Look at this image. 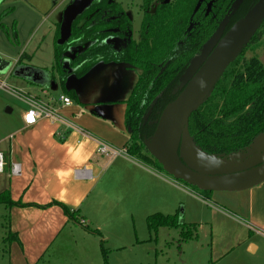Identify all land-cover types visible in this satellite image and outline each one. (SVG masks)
Masks as SVG:
<instances>
[{
	"label": "crops",
	"instance_id": "1",
	"mask_svg": "<svg viewBox=\"0 0 264 264\" xmlns=\"http://www.w3.org/2000/svg\"><path fill=\"white\" fill-rule=\"evenodd\" d=\"M40 1L45 6L50 3V0ZM21 57V65H28ZM0 59L1 67H6L5 60ZM101 64L103 68L90 79L91 73ZM101 64L79 78L84 79L85 86L102 84V91L96 93L93 88L86 89L97 95L96 98L80 97L78 93L84 90L83 83H78L80 80L69 82L71 75L67 77L59 95L65 91L75 94L76 98L71 96L73 104L68 107L50 93L57 73L54 65L52 72L45 67L28 65L43 70L41 79L36 81L20 77L36 89L28 94L50 104L64 119L39 117L36 124L26 126L24 115L28 107L24 106L19 107L14 118L2 116L0 120V151L5 160L4 170L0 172V193L9 190L13 201L27 204H0L4 212L1 216L7 218L9 228L6 237L10 245L9 264H53L52 251L64 249L66 237L70 235L74 241L78 230L93 234L86 228L102 234L107 228L116 230L119 226L114 227L117 223L113 225V222L120 214L121 217L128 214L140 200L155 198L161 193V186L173 184L128 152L115 157L99 153L100 141L126 149L131 143L124 102L131 92L126 98L117 97L121 92L118 86L121 77L116 74L121 71L118 70L121 64ZM117 103L123 105L124 113L122 108L115 106ZM14 111L8 108V113ZM15 163L20 164L17 174L12 168ZM60 203L76 213L79 224L69 219ZM248 220L254 228L241 244L246 245V253L257 255L261 248L264 249V181L249 189ZM257 235L261 237L259 241H253ZM239 248L242 251L243 246Z\"/></svg>",
	"mask_w": 264,
	"mask_h": 264
},
{
	"label": "trees",
	"instance_id": "2",
	"mask_svg": "<svg viewBox=\"0 0 264 264\" xmlns=\"http://www.w3.org/2000/svg\"><path fill=\"white\" fill-rule=\"evenodd\" d=\"M257 2L142 0L145 17L141 38L137 41L133 38L131 19L123 7L114 0H97L73 23L69 42L59 45V38L56 40L53 69L60 73L64 88L69 75L82 78L99 63H124L138 68L137 83L124 101L127 105L125 123L131 135L127 150L140 162L149 167L156 163L162 170L163 166L148 151L145 139L153 135L161 113L180 94L182 78L191 63L202 53L225 18L230 16L225 28L227 32ZM10 12L8 9L0 11L3 30L2 20ZM263 35L264 22L189 119V134L194 144L207 155L228 159L245 151L264 134V63L257 55L243 56L248 47L262 41ZM71 48L78 49L70 58V69H66L64 60ZM18 64H22V57ZM66 92L76 98L73 92ZM157 97L158 101L145 121L144 117ZM3 203L7 206L27 205L13 201L9 190L0 193V204ZM60 205L70 220L80 223L75 212L62 203ZM147 225L155 234L162 227L181 229L182 241L194 239L198 234V224L186 223L178 212L151 214L147 217ZM86 229L102 236L99 230ZM101 250L105 263L109 264L103 241Z\"/></svg>",
	"mask_w": 264,
	"mask_h": 264
},
{
	"label": "rangeland",
	"instance_id": "3",
	"mask_svg": "<svg viewBox=\"0 0 264 264\" xmlns=\"http://www.w3.org/2000/svg\"><path fill=\"white\" fill-rule=\"evenodd\" d=\"M73 1L50 0V3L45 6L40 0H0V11L11 10L2 20L5 29L0 27V57L7 65L1 74L4 78L7 77L9 84L8 90L0 89V120L2 116L14 118L18 114L19 107H28L16 96L17 92L36 90L33 89L32 84L15 74L16 63L21 56L28 65L45 67L52 72V66L55 63V45L59 38L63 13ZM114 1L123 7L131 19L133 38L139 41L145 17L142 0ZM77 49L71 48L67 52L64 65L69 64L70 66V58ZM253 55H257L264 63V35L260 43L248 47L243 53L244 58H251ZM198 58L189 68V74L195 68ZM69 66L67 67L70 68ZM101 68L103 64L94 69L90 79L98 74ZM119 68L121 69L118 70L121 71H118L116 75L121 77L118 83L121 92L117 97L121 99L128 97V93L137 83L140 70L124 63ZM77 80L80 79L75 75L69 78V82ZM83 82L84 79H81L78 83ZM82 86L84 90L81 94L78 93L80 97L81 95L90 98L97 97L93 93H88L86 90L88 88H93L95 93L102 91V84L86 87L83 83ZM61 89L60 75L57 71L50 93L57 98ZM115 106L118 109L122 108V113H124L123 105L117 103ZM8 108L15 109V111L8 113ZM263 155L264 134L259 136L245 151L228 159L207 155L198 156V159H195L193 152L194 160L200 166L219 171L246 166ZM150 167L160 172L173 184L169 182L168 185L161 186V193L159 192L155 198L149 201L140 200L138 204H134L133 210H129L128 214L126 213L123 217L120 214L119 218L113 222V225L117 223L114 227L119 226L116 230H113V227L107 228L102 236L89 235L78 230L75 232L74 241L69 235L66 237V242H63L66 244L64 249L52 251L53 264H106L101 250V241L108 252L109 264L264 263L263 248L259 254L249 255L245 252L246 245L241 244L250 237V229L254 228L248 220L250 188L242 191H206L176 179L163 168L159 170L156 163H152ZM1 212L0 208V264H9L10 245L6 240L9 228L7 218L3 219ZM157 212L164 215H173L178 212L186 223L195 222L198 224L197 237L182 241L181 229L177 228L162 227L157 234L150 231L147 216ZM258 238L261 237L257 235L252 240L258 242ZM241 246H243L242 251L239 248Z\"/></svg>",
	"mask_w": 264,
	"mask_h": 264
},
{
	"label": "water",
	"instance_id": "4",
	"mask_svg": "<svg viewBox=\"0 0 264 264\" xmlns=\"http://www.w3.org/2000/svg\"><path fill=\"white\" fill-rule=\"evenodd\" d=\"M95 1L74 0L65 8L57 41L59 45L69 42L73 34V23ZM229 19L230 16L225 18L202 53L193 60L189 68L201 56L190 74L188 68L183 76L180 94L161 113L153 135L144 141L150 154L168 174L206 191H242L264 181V155L246 166L227 171L202 167L193 156V152L195 159L207 154L194 144L188 130L189 119L258 32L264 22V0H258L244 17L225 32ZM1 64L0 59V69L5 70L7 66L1 67ZM67 66L69 64L64 65V68ZM15 74L36 81L41 79L43 70L34 66L16 65ZM157 101L158 97L145 115V121L149 119Z\"/></svg>",
	"mask_w": 264,
	"mask_h": 264
},
{
	"label": "built area",
	"instance_id": "5",
	"mask_svg": "<svg viewBox=\"0 0 264 264\" xmlns=\"http://www.w3.org/2000/svg\"><path fill=\"white\" fill-rule=\"evenodd\" d=\"M9 88L7 77L4 78L0 72V89ZM18 98L23 100L27 105L28 109L24 115V123L26 126H32L37 123L39 117L51 118L52 120H63L64 118L58 113L54 107L50 104L45 103L41 100H38L35 96L29 95L28 92H17L16 95ZM57 101L63 106H71L73 104V99L66 93H62L58 96ZM99 153L104 156L115 157L120 156L128 152L126 148H117L106 142H99ZM5 160L4 154L0 151V172L4 170ZM13 173L17 174L20 172V164H13ZM81 223H85L84 220H81Z\"/></svg>",
	"mask_w": 264,
	"mask_h": 264
}]
</instances>
